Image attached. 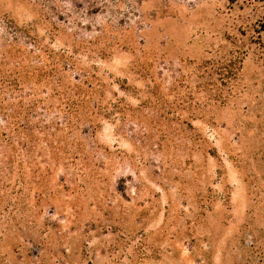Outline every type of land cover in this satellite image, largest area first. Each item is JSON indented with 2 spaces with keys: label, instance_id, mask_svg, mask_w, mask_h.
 Listing matches in <instances>:
<instances>
[{
  "label": "rangeland",
  "instance_id": "1",
  "mask_svg": "<svg viewBox=\"0 0 264 264\" xmlns=\"http://www.w3.org/2000/svg\"><path fill=\"white\" fill-rule=\"evenodd\" d=\"M0 107V264H264V0H0Z\"/></svg>",
  "mask_w": 264,
  "mask_h": 264
},
{
  "label": "trees",
  "instance_id": "2",
  "mask_svg": "<svg viewBox=\"0 0 264 264\" xmlns=\"http://www.w3.org/2000/svg\"><path fill=\"white\" fill-rule=\"evenodd\" d=\"M20 99H21V101H20V103H21L23 99H22V98H20ZM17 108H18V110L20 111V112H18V113H17ZM22 109H23L22 107L15 106V111H16V112H15V113H12L11 115H5V119L8 118V116H11V118L18 117V115L21 114V111H23ZM1 110H2V108L0 107V112H1ZM68 111H69V110H68ZM6 120H7V119H6Z\"/></svg>",
  "mask_w": 264,
  "mask_h": 264
}]
</instances>
